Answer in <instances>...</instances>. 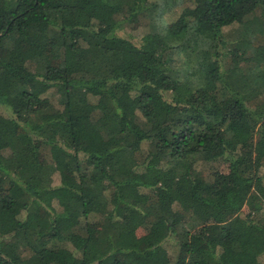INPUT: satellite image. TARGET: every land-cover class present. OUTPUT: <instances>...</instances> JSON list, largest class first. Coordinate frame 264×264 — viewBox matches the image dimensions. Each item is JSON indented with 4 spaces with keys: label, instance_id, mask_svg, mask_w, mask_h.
<instances>
[{
    "label": "trees",
    "instance_id": "16d2710c",
    "mask_svg": "<svg viewBox=\"0 0 264 264\" xmlns=\"http://www.w3.org/2000/svg\"><path fill=\"white\" fill-rule=\"evenodd\" d=\"M0 264H264V0H0Z\"/></svg>",
    "mask_w": 264,
    "mask_h": 264
},
{
    "label": "rangeland",
    "instance_id": "374dc122",
    "mask_svg": "<svg viewBox=\"0 0 264 264\" xmlns=\"http://www.w3.org/2000/svg\"><path fill=\"white\" fill-rule=\"evenodd\" d=\"M135 26H136V24H135ZM135 26H134V28H136ZM131 29H133V27ZM138 30H139V28L136 29V31H138ZM120 35H122V36L125 37V35H123V34H120ZM132 35L133 36L134 35L137 36V33L134 31V33ZM64 117H65V115H64ZM81 143H82V148L84 150H86V143H85V141L82 142L80 139H78V144L81 145ZM91 150L93 152H95V149H91ZM220 167H221V164H218V163H213V164L212 163H209V164H207V163H204L203 164L202 163V164H198V166H197V173L201 177H205V176H207V174L209 173V171H213L215 169H219ZM59 182H60L59 177H58V175H56L55 178H54V183L55 184H58ZM249 195L252 196V198L255 199V197L257 196V193H256L255 190H252L249 193ZM244 211H246V210H244ZM144 234H145V230L144 229L139 228L137 230V235L139 236L140 241H143ZM166 247L168 248L169 251L173 252L171 256H172V258H174L175 257V250L173 248V244L172 243H168V244L166 243Z\"/></svg>",
    "mask_w": 264,
    "mask_h": 264
}]
</instances>
